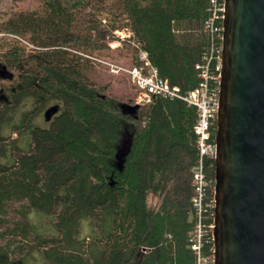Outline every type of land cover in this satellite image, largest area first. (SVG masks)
<instances>
[{
  "label": "trees",
  "instance_id": "1",
  "mask_svg": "<svg viewBox=\"0 0 264 264\" xmlns=\"http://www.w3.org/2000/svg\"><path fill=\"white\" fill-rule=\"evenodd\" d=\"M32 3L0 11V68L12 74L0 77V264H34L33 249L41 264H195V107L155 96L127 111L137 88L123 73L132 91L113 94L98 59L128 67L143 50L170 85L192 90L208 0ZM121 28L132 35L109 49ZM50 101L58 109L45 121ZM119 141L128 150L117 169ZM205 170L213 180L212 159Z\"/></svg>",
  "mask_w": 264,
  "mask_h": 264
},
{
  "label": "water",
  "instance_id": "2",
  "mask_svg": "<svg viewBox=\"0 0 264 264\" xmlns=\"http://www.w3.org/2000/svg\"><path fill=\"white\" fill-rule=\"evenodd\" d=\"M221 24L213 263L264 264V0H224ZM11 76L0 68V77ZM57 107H48L45 118ZM127 150L119 141L117 169Z\"/></svg>",
  "mask_w": 264,
  "mask_h": 264
},
{
  "label": "built area",
  "instance_id": "3",
  "mask_svg": "<svg viewBox=\"0 0 264 264\" xmlns=\"http://www.w3.org/2000/svg\"><path fill=\"white\" fill-rule=\"evenodd\" d=\"M223 10L224 0H208L207 15L202 25L207 41L199 61L194 65L199 82L192 90L182 93L178 86L170 85L166 78L158 75L156 67L151 65L143 50L138 52V62L128 67L118 66L119 70L128 74L130 82L137 88L134 104L144 105L152 102L153 97L161 96L178 98L195 107L192 128L197 158L190 167L192 186L190 217L193 225L187 238V246L195 256V264H214L212 243L214 179L207 176L205 169L215 156L214 123L219 99ZM113 34L114 38L107 43L111 48L120 45L123 39L132 35V32L128 28H121L114 29ZM209 191L212 193L211 196ZM209 241L211 246L208 247V252L204 253L203 248Z\"/></svg>",
  "mask_w": 264,
  "mask_h": 264
},
{
  "label": "rangeland",
  "instance_id": "4",
  "mask_svg": "<svg viewBox=\"0 0 264 264\" xmlns=\"http://www.w3.org/2000/svg\"><path fill=\"white\" fill-rule=\"evenodd\" d=\"M33 0H0V11H4L7 9H16L17 7L19 8H25V7H30L32 4ZM18 8V9H19ZM102 22L104 23L105 20L102 19ZM28 47H31V44L26 43ZM109 49H115V48H111L109 46ZM138 59V57H137ZM98 61H100L102 63V68L105 71L106 74H109L111 76L114 77L113 82H111V86H110V91L114 94L117 95H128L129 92H131V88H130V84L128 82V80L126 79V77L123 75L126 74V72H123L121 70H119L118 66H124L127 67L126 65H128L129 63L126 62L125 59H123V61H116L115 59H111V58H104V59H98ZM135 63V62H134ZM55 101H50L48 103H46L43 106V109L46 105H51L52 103H54ZM57 103V102H56ZM38 118V117H37ZM41 118H38L37 121L40 122ZM151 201H155L154 198L151 199ZM27 219L29 221V223H31V225L33 227H35L37 230H42V226L45 224V221L42 217L36 215V214H29L27 216ZM189 219H191V217L189 216ZM86 231V228L83 227ZM33 256L30 253L31 258H27L29 260H31L34 264H41L42 263V256L40 255L39 252H36L34 249L32 251ZM27 262V260H26Z\"/></svg>",
  "mask_w": 264,
  "mask_h": 264
},
{
  "label": "flooded vegetation",
  "instance_id": "5",
  "mask_svg": "<svg viewBox=\"0 0 264 264\" xmlns=\"http://www.w3.org/2000/svg\"><path fill=\"white\" fill-rule=\"evenodd\" d=\"M57 105V103L56 102H54V103H52L51 105H46L45 107H44V109H43V115H44V111L48 108V107H50V106H52V105ZM57 109H58V107H57ZM57 111V110H56ZM55 111V112H56ZM55 112L54 113H52L48 118H45V115H44V120L45 121H47V120H50L52 117H53V115L55 114Z\"/></svg>",
  "mask_w": 264,
  "mask_h": 264
},
{
  "label": "bare ground",
  "instance_id": "6",
  "mask_svg": "<svg viewBox=\"0 0 264 264\" xmlns=\"http://www.w3.org/2000/svg\"><path fill=\"white\" fill-rule=\"evenodd\" d=\"M145 54H146V52H145ZM152 65V64H151ZM153 66V65H152ZM154 67V66H153Z\"/></svg>",
  "mask_w": 264,
  "mask_h": 264
}]
</instances>
